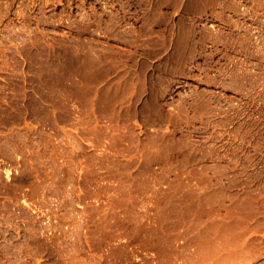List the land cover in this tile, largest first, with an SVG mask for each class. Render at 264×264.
<instances>
[{
	"label": "rangeland",
	"instance_id": "rangeland-1",
	"mask_svg": "<svg viewBox=\"0 0 264 264\" xmlns=\"http://www.w3.org/2000/svg\"><path fill=\"white\" fill-rule=\"evenodd\" d=\"M0 264H264V0H0Z\"/></svg>",
	"mask_w": 264,
	"mask_h": 264
}]
</instances>
